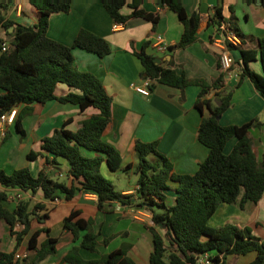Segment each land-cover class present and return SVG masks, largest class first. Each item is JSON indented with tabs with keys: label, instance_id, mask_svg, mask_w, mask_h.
I'll return each instance as SVG.
<instances>
[{
	"label": "trees",
	"instance_id": "obj_1",
	"mask_svg": "<svg viewBox=\"0 0 264 264\" xmlns=\"http://www.w3.org/2000/svg\"><path fill=\"white\" fill-rule=\"evenodd\" d=\"M13 1L0 2V29H4L8 37H0V118L14 108L23 106L18 111L15 125L25 135L23 119L38 112L52 100L71 103L82 112L95 108L99 113L85 119L77 131L67 129L71 120L66 121L60 129L42 140L41 151L32 150L27 155V159L33 162L43 157L45 152L47 165L54 166L59 165V158L67 160L69 174L74 179L71 186L52 178L46 170L35 177L29 167L17 169L11 174L0 168V183L6 188H20L25 192L37 193L41 190L46 201H70L80 192L96 195L97 206L101 211H105L107 205L113 202L149 211L153 221L149 231L154 243L149 258L151 264H196L198 256L206 252L211 255L215 264H229V256L239 257L256 252L257 257L251 264H264V241L255 236L250 228H241L232 223L222 227L209 225L221 204H232L245 210L248 204L257 205L264 197V151L259 157L251 134L254 126L264 123L253 120L240 126H223L219 117L230 109L233 92L223 96L217 106L206 98L212 93L219 95V91L226 85V76L234 69L240 71L238 86L248 78L264 97V75L250 66L260 58L264 69V39L245 36L239 27L235 11H232L230 19H225L221 9H218L210 22L219 28L229 24L242 42L238 47H229L231 50H239L241 58L228 71L223 70L219 58L221 75L212 82L188 79L183 73L163 67L153 55L147 53L149 42L144 44L141 51L134 52L142 63L145 79L151 80V91L158 84L181 90L192 85L202 88L195 104L203 114L198 139L208 148L209 154L195 174L180 175L173 172V164L159 151L158 141L138 140L135 145L138 189L136 194H123L102 173L105 162L113 172L120 170L123 165L120 152L103 139V133L112 117L113 98L98 77L78 69L73 54L75 48H81L105 57L112 51L109 42L86 29L80 30L71 46L48 37L51 16L61 12L69 13L73 0H27L39 14L38 22L33 25H23L8 18ZM101 1L112 19L119 24L142 18L151 22L156 29L161 20L160 13L147 12L142 8L144 0ZM244 1L264 3V0ZM158 2L160 6H167L176 13L184 25L180 41L169 49H185L196 42L202 23L201 14L196 12L189 15L181 0ZM125 6L133 10L130 15L122 13ZM247 40L257 42V48L246 46ZM59 84H65L76 92L58 97L56 89ZM8 137L9 132L3 141ZM232 139L237 142L231 152L226 153V146ZM86 151L95 155L88 156ZM170 181L177 185L176 200L172 206L166 203ZM7 199V193L0 192V222L4 220L9 224L17 245L13 252H4L1 250L0 239V264H41L55 255L60 239L50 237L48 228L32 233L33 219L42 223L47 218L46 205L38 203L32 208L29 201H20L16 209L10 211L4 205ZM79 215L78 211H73L64 219V231L71 233L73 242H79L78 246H73L68 252L64 262L138 264L129 257L127 249H117L98 260H85L80 254L81 249L97 252L101 244L109 245L111 238L99 242V236L93 229L94 221L79 218ZM18 226L22 229L17 230ZM160 228H164L165 234L161 233ZM41 233H47L48 237L39 244ZM30 234L28 257L15 259L19 247Z\"/></svg>",
	"mask_w": 264,
	"mask_h": 264
},
{
	"label": "crops",
	"instance_id": "obj_2",
	"mask_svg": "<svg viewBox=\"0 0 264 264\" xmlns=\"http://www.w3.org/2000/svg\"><path fill=\"white\" fill-rule=\"evenodd\" d=\"M181 1L189 15L197 12L202 16L198 39L185 49H169L166 52L158 51L154 47L156 38L161 36L170 46H174L182 37L184 25L176 13L167 6H160L158 0H144L142 4V8L147 12L160 13L161 20L156 29L151 22L142 18L131 19L126 24L116 23L101 0H73L69 13H56L50 18V39L71 46L80 30L86 29L106 39L111 46V53L105 57L81 48H75L73 54L78 69L98 77L113 98L112 117L103 133V139L120 152L123 165L120 170L113 172L105 162L102 173L112 180L116 190L123 194H136L138 189V175L135 173L138 164L135 145L138 140L158 141L159 151L171 161L173 172L180 175L195 174L209 154L208 148L198 139L203 114L195 104L202 88L192 85L181 90L158 84L149 96L139 93L137 88L143 86L146 79L142 63L134 52L141 51L144 44L149 42L147 53L159 59V64L163 67L172 68L179 74L183 73L188 79L212 82L221 75L220 52L212 44L216 25L210 22L218 9H221L225 19H230L232 11H235L239 27L245 36L264 39V3H246L244 0ZM132 11L128 6L122 9L124 15H130ZM38 17V11L27 0H14L8 11V18L23 25L36 24ZM0 37L8 39L4 29H0ZM246 46L257 48L258 44L247 40ZM231 53L236 61L240 60L239 50H233ZM250 66L264 75L260 58ZM238 79L234 74H228L226 85L219 91V95L212 93L206 96L214 105L215 99L220 102L223 96L233 92L232 105L221 116V125L240 126L253 120L264 123V97L250 79L246 78L240 86ZM70 92L76 91L65 84H59L56 89L58 97ZM98 113L95 108L82 112L78 106L59 100L47 102L38 112L23 119L25 135L17 130L14 123L8 128L7 140L3 141L4 137L0 136V168L11 174L17 169L29 167L35 177L42 170H46L52 178L71 186L74 179L69 174L67 160L59 158V165L54 166L47 165L45 152L43 157L33 162L27 159V155L32 150L41 151L42 140L60 129L66 121L71 120L67 129L77 131L85 119ZM205 115H208V112H205ZM251 134L256 152L261 157L264 151V124L254 126ZM236 142V139H232L227 144L226 153L231 152ZM85 153L88 156L95 155L93 152ZM169 185L166 203L172 206L176 200L177 185L171 181ZM0 192L7 193L8 199L4 205L10 211H14L20 201H29L32 208L38 203L46 205L47 218L42 223L36 218L33 219L32 233L48 228L50 237L58 238L61 242L57 253L41 264H70L64 262V258L79 242H73L71 233L64 231V219L73 211L80 213L79 218L94 221L93 229L99 236V242L111 238L109 245L101 244L97 252L81 249L80 254L85 260H98L117 249H127L129 257L138 264H151L149 258L154 243L149 226L152 219L150 212L145 209L113 202L107 205L105 211H101L97 206L96 195L80 192L70 201H46L41 190L37 193L25 192L20 188H6L1 183ZM228 223L250 228L255 236L264 241V197L257 205L248 204L245 210L232 204H221L210 219L209 225L222 227ZM21 229V226L17 227V230ZM160 231L163 234L166 232L164 228H160ZM30 236L31 234L25 237L17 253H29ZM47 237V233H41L39 244ZM0 239L2 251L15 250L16 238L4 220L0 222ZM256 257L257 253L251 252L239 257L229 256L227 262L251 264Z\"/></svg>",
	"mask_w": 264,
	"mask_h": 264
},
{
	"label": "built area",
	"instance_id": "obj_3",
	"mask_svg": "<svg viewBox=\"0 0 264 264\" xmlns=\"http://www.w3.org/2000/svg\"><path fill=\"white\" fill-rule=\"evenodd\" d=\"M212 44L219 50V58L224 71L231 70L236 65V59L232 55V51L230 49L231 46L238 47L242 45L241 39L236 35L234 31L230 28L229 24H224L222 27L216 26V32L212 36ZM154 47L158 49V51L166 52L169 50L170 45L163 40L161 36L156 38V42ZM239 69H234L231 74H234L239 78ZM151 80H146L145 84L141 87L137 88V91L145 96H149L151 94L150 90ZM18 114L17 108H14L11 112L4 114L0 118V136L5 137L8 132V128L10 125L15 123L16 116ZM57 201V200H56ZM153 221L151 222V225ZM28 257V253H17L15 259H24ZM196 264H215L209 253L200 254L196 260Z\"/></svg>",
	"mask_w": 264,
	"mask_h": 264
},
{
	"label": "rangeland",
	"instance_id": "obj_4",
	"mask_svg": "<svg viewBox=\"0 0 264 264\" xmlns=\"http://www.w3.org/2000/svg\"><path fill=\"white\" fill-rule=\"evenodd\" d=\"M228 94H229V93H228ZM214 101H215V102H214V105H216V106H217V105H219V104H220V102H221V101L219 102V100H218V99H215Z\"/></svg>",
	"mask_w": 264,
	"mask_h": 264
},
{
	"label": "water",
	"instance_id": "obj_5",
	"mask_svg": "<svg viewBox=\"0 0 264 264\" xmlns=\"http://www.w3.org/2000/svg\"><path fill=\"white\" fill-rule=\"evenodd\" d=\"M12 31H13V28L10 29V32H12ZM156 62H157V63H160V60H159V59H156ZM183 93H184V91H183ZM220 118H221V117H219V119H220Z\"/></svg>",
	"mask_w": 264,
	"mask_h": 264
}]
</instances>
